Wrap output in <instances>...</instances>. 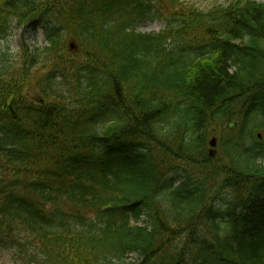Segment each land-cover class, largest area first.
<instances>
[{
    "label": "trees",
    "instance_id": "obj_1",
    "mask_svg": "<svg viewBox=\"0 0 264 264\" xmlns=\"http://www.w3.org/2000/svg\"><path fill=\"white\" fill-rule=\"evenodd\" d=\"M14 23L47 45L0 69V252L264 264V3L0 0Z\"/></svg>",
    "mask_w": 264,
    "mask_h": 264
},
{
    "label": "rangeland",
    "instance_id": "obj_2",
    "mask_svg": "<svg viewBox=\"0 0 264 264\" xmlns=\"http://www.w3.org/2000/svg\"><path fill=\"white\" fill-rule=\"evenodd\" d=\"M184 1V0H183ZM194 3L199 8H207L215 4H222L228 0H185ZM259 3H264V0H253ZM152 14L154 11L151 9ZM164 17H167L166 15ZM165 28V23L155 19L150 22L138 23L135 25V32L142 34L158 33ZM43 29L37 27L35 29L30 26L22 27L18 23L11 24L9 37L6 41L0 42V69L14 65L20 59V53L27 50L31 53L34 49H39L45 46ZM37 75H40L38 73ZM29 88L24 91L28 97L36 99L38 93L36 90ZM211 138V137H210ZM217 149V147H216ZM217 156V155H216ZM13 251L0 252V264H24L12 256ZM131 258H135L131 256Z\"/></svg>",
    "mask_w": 264,
    "mask_h": 264
},
{
    "label": "water",
    "instance_id": "obj_3",
    "mask_svg": "<svg viewBox=\"0 0 264 264\" xmlns=\"http://www.w3.org/2000/svg\"><path fill=\"white\" fill-rule=\"evenodd\" d=\"M71 47H73V46L71 45ZM209 145H210V147L212 148V150L209 151V155H210V156H214L215 151L213 150V148H215V145H216V141H215V139H212V140L210 141Z\"/></svg>",
    "mask_w": 264,
    "mask_h": 264
}]
</instances>
